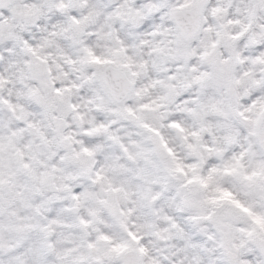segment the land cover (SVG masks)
Masks as SVG:
<instances>
[{"label": "snow or ice", "instance_id": "snow-or-ice-1", "mask_svg": "<svg viewBox=\"0 0 264 264\" xmlns=\"http://www.w3.org/2000/svg\"><path fill=\"white\" fill-rule=\"evenodd\" d=\"M0 264H264V0H0Z\"/></svg>", "mask_w": 264, "mask_h": 264}]
</instances>
